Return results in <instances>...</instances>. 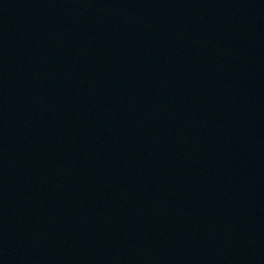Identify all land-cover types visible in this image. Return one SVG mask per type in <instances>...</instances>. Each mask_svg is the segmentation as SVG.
I'll use <instances>...</instances> for the list:
<instances>
[{"label": "water", "instance_id": "95a60500", "mask_svg": "<svg viewBox=\"0 0 264 264\" xmlns=\"http://www.w3.org/2000/svg\"><path fill=\"white\" fill-rule=\"evenodd\" d=\"M0 264H264V0H0Z\"/></svg>", "mask_w": 264, "mask_h": 264}]
</instances>
